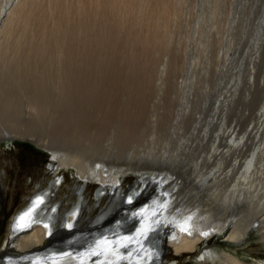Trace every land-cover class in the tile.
Returning <instances> with one entry per match:
<instances>
[{"label": "bare ground", "instance_id": "bare-ground-1", "mask_svg": "<svg viewBox=\"0 0 264 264\" xmlns=\"http://www.w3.org/2000/svg\"><path fill=\"white\" fill-rule=\"evenodd\" d=\"M238 1L241 11L245 0ZM2 3L0 144L29 142L52 154L53 177L66 169L77 179L63 202L55 195L63 177L25 202L0 264H160L168 250L196 253L218 235L239 247L252 234L264 241V142L231 177L230 158L243 138L223 128L222 116L235 92L217 96L205 118L207 50L194 64L201 80L143 83V59L172 34L176 0ZM224 4L217 0L215 13ZM211 13L200 14L199 41L207 44L217 20ZM210 121L220 129L205 150ZM133 173L138 180L123 190L120 177ZM206 255L195 264L215 259ZM223 255L221 264H245Z\"/></svg>", "mask_w": 264, "mask_h": 264}, {"label": "rangeland", "instance_id": "rangeland-1", "mask_svg": "<svg viewBox=\"0 0 264 264\" xmlns=\"http://www.w3.org/2000/svg\"><path fill=\"white\" fill-rule=\"evenodd\" d=\"M208 1L176 0L177 5L175 3V7H177L176 10L179 9V16L172 20V34L167 41L153 46L151 53L143 59V83L156 85L161 80L165 83L167 80L169 82L167 84L170 86L180 87L182 84L187 85L193 75L201 80L202 77H200L199 72L202 67L196 68L195 59L196 55H200L203 50L208 51L205 53L208 74L204 79L208 83L211 98H209V106L205 110V118L208 117L209 119L214 111L213 104L216 102L217 96H225L229 91L235 92L233 98L231 97L232 104L222 116L223 128L226 131H234L243 138L241 145L232 153L230 158L229 169L232 170L230 175L235 177L237 172L244 170L245 167H242V164L248 163L247 160L252 153L259 149L264 142L262 135L264 133V121L261 118V115L264 114V8L262 12L260 11L262 17L261 13H258L262 8L261 4L264 6V0H245L241 11H238L241 9L240 7L236 9L237 3L239 4L238 0H225V6L220 7L216 13L214 7L217 0H210L212 3ZM3 5L4 3L0 0V11ZM203 8L205 11L212 12L213 15L210 17L213 18V23L216 19L218 20L214 23L213 36L209 44L205 38L202 39V43L199 41L203 24L200 14L204 11ZM236 12H238L237 14L241 12L239 18H243H237L239 22L233 21L232 23L231 19L235 17L233 14ZM257 15L260 16V19ZM198 20L197 23L200 26L195 25ZM230 22L233 24L232 26H230ZM229 33L233 35L232 42H235L234 56L232 55V57L228 55V50L233 44L227 38ZM256 53L259 58L254 62V54ZM225 57L230 59L226 63L227 68L223 66ZM122 64L128 63L125 61ZM256 115L258 122L261 121L260 126L259 123H256ZM217 124L216 121H210L209 131L212 133L204 140L203 149L206 150L210 146L212 135L219 131L220 127ZM201 134V132L197 134L199 142L202 141ZM227 142L228 140H223L220 149ZM52 162L51 153L39 149L29 142L15 141L10 144H0V256L6 251L9 240H12L10 236L12 221L25 202L37 191L44 189L51 180H56L54 178L63 177L64 184L56 191V200L63 202L69 199L67 198L69 186L73 185L77 179L76 171L62 169L56 177H53L49 171ZM138 177L134 173L120 177L123 182V190L129 191ZM96 190L97 187L94 185L90 188L89 194L94 195ZM224 241V235L215 236L200 246L196 253L179 255L175 253L174 249H170L165 252L166 257L160 264H195L204 254H207V258L210 256L211 259L215 258L207 264H219L224 260L223 253L225 251L237 255L245 264L264 261V241L258 235L252 234L247 242L240 247L235 243L225 244ZM209 251H213V254L211 255Z\"/></svg>", "mask_w": 264, "mask_h": 264}, {"label": "water", "instance_id": "water-1", "mask_svg": "<svg viewBox=\"0 0 264 264\" xmlns=\"http://www.w3.org/2000/svg\"><path fill=\"white\" fill-rule=\"evenodd\" d=\"M261 6H262V8H261V10H259V12H258L259 14L263 11V8H264V6H263L262 4H261ZM260 11H261V12H260ZM259 14H258V15H259ZM258 15H257V16H258ZM261 17H262V13H261ZM258 18L260 19V16H258ZM261 19H263V18H261ZM262 22H263V20H262ZM258 115H259V114H258ZM262 120H263V119H262ZM256 123H257V124L259 123V124H258L259 126L261 125V121L258 122L257 115H256ZM42 215H45V213H43ZM57 239H58V238L55 237V238H54V241L57 240ZM52 244H53V242H52Z\"/></svg>", "mask_w": 264, "mask_h": 264}]
</instances>
